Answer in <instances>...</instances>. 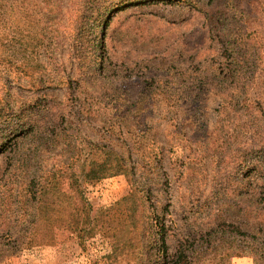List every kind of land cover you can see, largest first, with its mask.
<instances>
[{"label": "rangeland", "instance_id": "1", "mask_svg": "<svg viewBox=\"0 0 264 264\" xmlns=\"http://www.w3.org/2000/svg\"><path fill=\"white\" fill-rule=\"evenodd\" d=\"M125 198L264 264V0H0V264H166L111 255Z\"/></svg>", "mask_w": 264, "mask_h": 264}, {"label": "trees", "instance_id": "2", "mask_svg": "<svg viewBox=\"0 0 264 264\" xmlns=\"http://www.w3.org/2000/svg\"><path fill=\"white\" fill-rule=\"evenodd\" d=\"M219 12L220 11L215 8L209 9L207 19L211 26L221 22L218 15ZM16 20L17 19L14 21ZM106 168L109 167H106L105 165H101L100 167L93 166L88 174L90 175V172H93L97 175L104 172ZM133 202L134 203L132 204L128 198H125L116 205L102 210L104 214L108 215L113 213L115 208L118 209L121 218L120 222H123L119 229L120 233L112 235L111 248L113 251L111 252V255H114L116 260L122 256L136 255L135 242H137V239L140 241L139 233L142 231L144 236L151 240L152 243H149L150 246L157 248L158 253H161L164 256L166 264H183L182 260L187 263V256L182 251L179 252L177 256L167 259V229L165 222L161 221L159 217H150L148 214L145 215V209L143 210L139 207L141 204L139 203V205H137L135 201Z\"/></svg>", "mask_w": 264, "mask_h": 264}]
</instances>
